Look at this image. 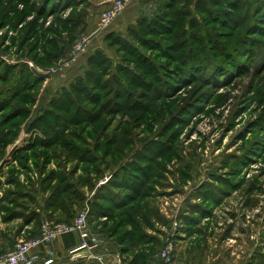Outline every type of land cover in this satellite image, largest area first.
I'll use <instances>...</instances> for the list:
<instances>
[{
  "label": "rangeland",
  "instance_id": "rangeland-1",
  "mask_svg": "<svg viewBox=\"0 0 264 264\" xmlns=\"http://www.w3.org/2000/svg\"><path fill=\"white\" fill-rule=\"evenodd\" d=\"M99 1L0 0V223L88 210L128 261L203 227L263 260L264 0H160L103 32L109 71L48 73Z\"/></svg>",
  "mask_w": 264,
  "mask_h": 264
},
{
  "label": "crops",
  "instance_id": "crops-1",
  "mask_svg": "<svg viewBox=\"0 0 264 264\" xmlns=\"http://www.w3.org/2000/svg\"><path fill=\"white\" fill-rule=\"evenodd\" d=\"M107 2L108 0L99 1L97 10L100 13L108 7ZM157 5L158 0H134L133 8L117 17L109 31L121 30L124 25L129 26L136 23L140 17L151 14ZM100 13L90 18V22L88 21L87 29L83 34L89 38L86 51L70 63L69 69H66L65 77L69 76V71H71V74H76V77L85 74L88 68L89 56L98 49L106 52L107 49L104 44L106 35L105 33L103 34L104 31H101L102 33H93L97 29ZM15 220L9 218L0 223V253L11 249L16 239L19 238V232L17 233V230L14 231L12 229L14 228V223H17ZM40 225L37 227L35 234L39 232ZM24 228L31 229L32 226L27 222ZM209 229L204 227L197 228L191 233H182L184 235L182 238L177 237L176 240L168 239V242L172 241L174 243L173 264H264V259H258L256 251L254 252L249 244L225 242L222 240L224 237H220L221 241H219V236L210 235L214 233ZM89 233L90 244L97 245L94 249L97 255L96 259L90 260L87 257L71 258L70 250L82 241L80 233L73 232L59 237L50 244L34 248L31 251L29 261L25 264H164L161 252L168 242L163 247L159 246L155 253L140 254L139 262H132L134 256L139 253L138 249H136L133 258L128 261L126 255L129 252L123 251L122 248L124 243L120 244V246L110 245L111 243L113 244L111 238L105 239L104 233L95 230L90 224ZM103 241L109 242V245L102 244ZM152 242L153 240L146 244H151ZM122 251L123 257L121 256ZM86 253V250H83L79 255L84 256Z\"/></svg>",
  "mask_w": 264,
  "mask_h": 264
},
{
  "label": "built area",
  "instance_id": "built-area-1",
  "mask_svg": "<svg viewBox=\"0 0 264 264\" xmlns=\"http://www.w3.org/2000/svg\"><path fill=\"white\" fill-rule=\"evenodd\" d=\"M110 2L109 8L106 9L99 18L97 29L94 31L95 34L101 31H106L117 17L127 11L134 4V0H110ZM88 40V37H84L78 42V44L74 46L70 54L72 59H75L78 54L86 50V44ZM69 64L70 62L68 63L66 60H62L57 70L52 69L49 70L48 73L53 71L54 73H60L61 71L63 72L69 66ZM88 213V210L82 211L71 223H54L48 219H44L41 222L40 229L37 234L30 238L18 240L11 249L0 253V264H25L29 261L31 251L34 248L50 244L59 237L73 232L80 233L82 241L80 244L70 250L69 253L71 258L76 259L79 257H87L90 260L96 259L97 255L94 249L97 247V245H92L89 242L90 233ZM83 250H86L87 253L84 256L79 255ZM173 251L174 243L170 241L161 252L164 264H173Z\"/></svg>",
  "mask_w": 264,
  "mask_h": 264
},
{
  "label": "trees",
  "instance_id": "trees-1",
  "mask_svg": "<svg viewBox=\"0 0 264 264\" xmlns=\"http://www.w3.org/2000/svg\"><path fill=\"white\" fill-rule=\"evenodd\" d=\"M163 1V0H162ZM162 1H161V3H162ZM165 2H164V7L166 6L167 8H171V0H164ZM160 2V0H158V3ZM205 7H206V5L204 4V6H203V4L202 5H198V10L199 11H204L205 12ZM204 8V9H203ZM164 11V10H163ZM159 13L158 12H156V14H155V16L154 17H159ZM162 16V15H161ZM161 16H160V18H161ZM162 19V18H161ZM161 19H157L156 21H157V23H156V21H155V23H156V25H166L165 23H164V21H166L165 19L163 20V21H161ZM147 18L146 17H140L139 19H138V22H137V24H136V26L138 27L139 25H142V26H145L146 24H148L147 23ZM78 19H77V22L76 23H78ZM168 21V20H167ZM155 23H153V25H155ZM150 25V24H149ZM129 27V26H128ZM133 27H135V26H130L129 28H128V31L129 32H131L132 33V29H133ZM116 33V32H115ZM111 35H114V34H112V33H110V34H107V38H110V36ZM120 35V34H119ZM110 68H111V61H110V59L108 58V56H107V54H106V52L105 51H103V50H100V49H98V50H96L94 53H92L90 56H89V58H88V68H87V70L85 71V74H83V75H80V76H78V78H77V81L78 80H83V79H86V77H87V74L90 72V71H103V72H106V71H109L110 70ZM90 74V73H89ZM91 80H93L92 79V77H91ZM77 81H75V82H77ZM6 121H8V119L6 120ZM10 121V120H9ZM8 121V122H9ZM140 229H137V231H139ZM129 242H131V245L132 246H130V248H134V247H137L136 245H140V242H142V241H140L139 242V240L137 241V240H135V237L133 236L132 238H130V240H129ZM139 259H140V254L139 253H137L135 256H134V259L132 260V262H139Z\"/></svg>",
  "mask_w": 264,
  "mask_h": 264
}]
</instances>
